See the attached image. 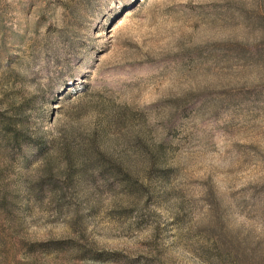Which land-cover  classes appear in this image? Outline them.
I'll list each match as a JSON object with an SVG mask.
<instances>
[{"label": "rangeland", "instance_id": "rangeland-1", "mask_svg": "<svg viewBox=\"0 0 264 264\" xmlns=\"http://www.w3.org/2000/svg\"><path fill=\"white\" fill-rule=\"evenodd\" d=\"M0 264H264V0H0Z\"/></svg>", "mask_w": 264, "mask_h": 264}]
</instances>
